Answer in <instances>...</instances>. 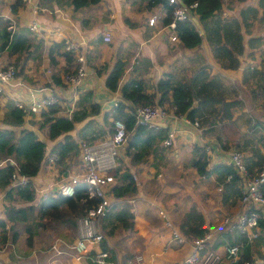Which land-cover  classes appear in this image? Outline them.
Listing matches in <instances>:
<instances>
[{
    "label": "crops",
    "instance_id": "crops-1",
    "mask_svg": "<svg viewBox=\"0 0 264 264\" xmlns=\"http://www.w3.org/2000/svg\"><path fill=\"white\" fill-rule=\"evenodd\" d=\"M40 1L36 0L33 4L26 5L18 14L14 15L11 7L15 0H0V18L10 20L14 31L23 26L30 28L32 23H37L39 30L34 35L41 39L45 46L42 59L29 60L25 65L24 75L18 76L15 83L7 87L5 92L0 95L3 119L9 102L29 106L51 91H55L60 95V104L71 105L74 109L75 103L83 92H93L94 102L101 107V115L97 119L105 123L108 129H111L110 125L113 120L112 118L104 119V113L110 112L116 102L123 101L121 89L132 78L136 67L140 70L138 78L146 83L147 92L153 94L159 81L167 73L172 72V66L177 60L181 57L192 56L199 51V49L189 50L180 41L171 42V32H168L165 26L160 23L164 11L161 5L144 10L145 2L134 6L133 0H102L100 5L95 8L76 11L73 6L68 4V0H44L42 5ZM258 2L259 0H246L245 2L244 0H225L223 16H238L243 7L248 4L257 7ZM38 4L40 9L36 12ZM262 13L263 11L260 12V15ZM153 15L159 16L156 27L149 25V19ZM125 18H129L137 26L130 28L125 24ZM198 21L197 18L193 20L203 35L204 31L200 21V25H197ZM105 35H110V42L104 41ZM259 35L264 36V32L257 31L255 36ZM64 41L74 43L78 50L87 57L89 77L85 86L78 92L65 84L63 80L64 87L52 83L53 72L62 70L66 63L61 60L58 67H51L49 48L55 43ZM247 41L248 38H246L247 52L240 57V68L236 71H224L226 88L216 98L213 112L202 117L199 129L193 126L185 116L180 119L168 118L156 123L157 128L168 130L169 133L173 132L176 136L174 146L172 149L170 148L172 153L166 151V161L159 170L160 172L166 171L169 176L166 174L164 176L151 168L154 164L153 156L148 159V164H141L138 168H133L127 155V146L120 150L123 163L131 167L139 190L137 196L128 199L135 209L133 229L127 231L119 229L116 236L110 238L105 235L101 221L104 241L115 253V264H132L138 255H142L144 258L142 264H181L184 262L193 253V240L189 241L179 226L180 211L184 210L187 198L194 201L198 211L203 214L207 230L217 225L222 217L230 215L237 217L248 210L247 206L242 205L240 199L237 201L232 199L225 204L223 195H221L224 190L218 191L221 186H217L216 175H212L210 178L200 177L197 170L191 166L194 160L193 148L196 146L206 148L208 151L210 170L221 164L229 166V155L234 151L241 152L244 160L253 157L256 151L264 156V129L261 126L254 127L253 123L248 120L249 117L252 118L250 106L243 100V94H245L251 103L254 102L250 92L253 89L257 92L259 84L254 79L249 82V88H246L244 76L249 67L264 70V48L248 53ZM201 49L208 57L214 72L218 73L220 66L215 62L206 41ZM16 58V55L10 56L8 51L0 53V69L14 64ZM119 58L128 60L129 69L120 82V89L113 92L106 87V80ZM144 59H149V63L144 62ZM21 67L22 65L19 70ZM136 75L137 73H135ZM242 89L245 91L242 92ZM233 101L243 102L244 109L241 110L239 102L238 107L227 111L224 105ZM260 104H264V101H261ZM69 108L70 106L68 109L64 106L65 112L62 115L70 116L69 111H73V109ZM41 119V114L26 115L24 128L35 131L40 140L47 144L49 152L63 140V137L56 141H50L47 131L39 129ZM85 123L77 124L75 131L70 135L77 137L78 130ZM111 134L106 140L110 138ZM68 164L71 170L69 176L63 179L62 184L55 180L57 172L53 171L54 167L43 165L39 175L33 179L37 188V198L32 203L34 207H37L48 194L60 192L61 186L66 184L72 175L85 171L81 160L78 166L72 162H68ZM168 164L172 167V172L166 168L169 167ZM156 174L158 177L157 180H154ZM163 194H167L168 204H172V207L166 206ZM0 198H4V195H1ZM110 198L112 205L117 202L112 195V189ZM28 205L18 204L17 207ZM174 205H178L180 209L175 210ZM161 211L171 221L170 227L166 225L165 219L160 215ZM51 216L47 215L39 219L42 227L39 228V234L35 236L30 248L25 242V236H21L17 244L12 245L9 252L3 254L4 264H89L90 259L77 261L69 250L62 256H56L55 252L51 251L52 245L57 240L73 245L78 239V229L74 232L65 225L57 226L56 223L53 224L52 221L47 220V217ZM4 218L6 217L4 199H2L0 221ZM227 231L235 230L223 231L216 242V244L221 242V246L213 249L214 241H212L208 251L203 252V254L209 251L214 253L217 257L214 264H237L242 256H249L254 260L264 258V247L253 246L255 239L248 245L239 246V259L229 258L227 249L230 247V237L226 235ZM174 233L179 235L181 233L184 242L179 243L175 240ZM260 235L259 228L258 236ZM9 242L12 243V239ZM13 250L14 257L11 253Z\"/></svg>",
    "mask_w": 264,
    "mask_h": 264
},
{
    "label": "trees",
    "instance_id": "trees-1",
    "mask_svg": "<svg viewBox=\"0 0 264 264\" xmlns=\"http://www.w3.org/2000/svg\"><path fill=\"white\" fill-rule=\"evenodd\" d=\"M101 1L68 0V4L78 11L95 8L100 5ZM179 1L186 6L198 4L192 16L200 21L204 34L201 35L191 20L177 23L175 33L180 42L189 50L199 49V51L192 56L181 57L177 60L172 66V72L167 73L159 81L155 93L147 92L148 87L143 80L138 78L140 70L136 67L132 78L121 89L123 101L110 112L104 113V119L112 118L113 120L111 129L97 119L101 115V107L94 102L93 92H83L75 103L74 109L70 105L69 109H73L70 116L62 115L65 112L62 104L54 105L41 114L39 129L47 131L48 139L56 141L63 137V140L54 146L52 152L59 155L58 164L64 166L65 177L69 176L71 170L68 162L79 155V141L92 145L106 140L113 132L112 125L115 121H122L126 125L129 140L127 155L130 158V165L138 168L141 164H148V159L153 156L154 164L151 168L156 172L159 171L166 161L167 149L162 146V143L167 139L169 131L138 125L133 112L138 107L157 104L166 107L169 112H173L178 117L185 116L192 123L198 120L201 125L202 117L213 112L216 98L226 88L224 71H236L240 68V57L247 52L246 38H248V53L264 48V36H255L257 31L264 32V0H259L257 7L251 4L246 5L238 16L232 17L223 16L225 0ZM43 2L44 0H41L40 4L42 5ZM144 2L146 3L144 10H149L152 6H163L164 11L160 23L164 26L170 25L173 15L167 0H133L132 4L135 6V4ZM26 5L24 0H15L11 7L12 13L18 14ZM261 11H263L262 15H260ZM124 22L130 28L137 26L129 18H125ZM11 26L10 20L0 18V53L8 51L10 56H17L12 65L17 69L22 65L17 72V77H21L24 75L25 65L29 60L42 59L45 46L44 42L38 39L29 27L23 26L15 31L8 30ZM204 41L208 43L215 62L220 66L218 73L214 72L208 57L201 49ZM49 59L51 67H58L61 60L65 61L66 66L52 74V83L64 87L62 74L75 72L78 68L76 53L67 51L66 41H64L55 43L49 48ZM144 62L149 63V59H144ZM128 69V60L119 58L106 80V87L110 91H118L120 82ZM135 73H137L136 76ZM263 76V69L249 67L244 76L246 88H249V82L255 79L259 84L257 92H264ZM257 92L253 89L250 94L255 98ZM239 102L241 110L244 109L243 102ZM239 102L233 101L225 104V109L231 111L233 107L239 106ZM25 117L26 114L15 103L7 104L4 119L0 108V160L1 157L13 158L18 164L0 168V189L5 191L3 199L6 217L5 220L0 221V247L10 239L16 245L18 239L25 236V242L30 248L35 236L39 234V228L42 227L39 219L47 215H52L58 225H65L76 232L78 221L88 214L92 204L95 203V201L83 203L87 190L85 186L79 185L74 197L64 196L60 192L50 193L41 200L37 207L32 205L37 198V188L33 179L39 175L45 165L48 147L35 131L24 128ZM83 122L86 123L78 130L77 137L70 135L75 131L76 125ZM193 153L194 160L191 166L197 170L200 177L210 178L216 175L217 186L223 187L224 190L221 195H223L225 204L232 199L237 201L242 198L244 180L232 166L221 164L210 170L206 148L196 146L193 148ZM244 162L248 177L251 178L264 167V156L256 151L253 157ZM16 171L20 176L28 179L25 185L11 186L12 177ZM160 173L165 176L162 171ZM111 175L116 180L112 195L117 202L113 203L110 211L102 219L103 231L110 238L116 236L119 229L127 231L134 228L135 209L128 199L137 196L139 190L131 167L123 162L117 169L111 171ZM157 177L156 174L154 180H157ZM230 177L231 179L228 180ZM185 203L184 210L180 211L179 226L182 233L189 241L205 237L209 230L205 227L203 214L198 211L196 203L191 199L187 198ZM17 204L29 205L17 207ZM174 206L175 210L180 209L178 205ZM9 223L12 228L7 230L6 226ZM259 227L261 235L253 241L254 247H264L263 220L260 221ZM225 233L230 237V247L245 246L250 242L249 236L238 230ZM218 237L219 235L214 239L213 249L221 246V242L216 244ZM101 248L104 251H110L115 260V253L106 241H103ZM11 253L14 257V250ZM250 260H252L251 257L242 256L237 264ZM88 262L94 264L92 261Z\"/></svg>",
    "mask_w": 264,
    "mask_h": 264
},
{
    "label": "built area",
    "instance_id": "built-area-1",
    "mask_svg": "<svg viewBox=\"0 0 264 264\" xmlns=\"http://www.w3.org/2000/svg\"><path fill=\"white\" fill-rule=\"evenodd\" d=\"M26 4H33L36 0H24ZM169 8L171 9L173 20L170 25L165 26V29L171 32L170 40L177 43L178 39L175 29L178 22L186 20H194L192 13L198 7L195 3L190 6L183 5L179 0H167ZM39 4L35 11H39ZM159 16L153 15L149 19V25L156 27L158 24ZM32 32L36 33L39 30L37 23H32L30 26ZM8 30L14 31L11 26ZM110 35L104 36L105 42H110ZM66 50L76 53L78 68L75 72L63 76L65 84L70 86L74 91L78 92L83 88L88 80L89 72L87 69V57L81 53L77 46L70 41L66 42ZM18 69L14 65H8L0 69V95L5 92L7 87L13 85L17 79ZM60 95L55 91H51L48 95L35 101L29 106L17 104L26 115L42 114L48 108L60 104ZM119 102H116L117 107ZM72 111H69L71 114ZM133 115L136 118L138 125H147L149 127H156V123L168 118H179L173 112H169L164 106L149 105L138 107ZM193 126L199 129V121L192 123ZM113 132L110 138L106 141H101L96 144H88L84 141H79V159L85 166V171L72 175L66 184L61 186L60 193L67 197H74L76 195V188L79 185L85 186L87 192L83 203L88 201H95L88 211V214L78 221V239L73 245H68L61 240H57L51 247V251L55 252L56 256H62L66 252L71 251L77 261L84 259L91 260L95 264H115L114 258L110 251H104L101 245L105 239L101 230V221L110 211L111 203V189L115 185L116 180L111 171L117 169L123 161L120 156V150L128 148L129 140L127 128L124 122L115 121ZM176 139L175 133H169L167 139L162 143L166 149L174 146ZM229 166H232L238 175L244 180L242 190L241 203L248 207L247 211L242 212L237 217L225 216L222 217L218 224L209 229L208 233L203 238L193 240V253L181 264H214L217 257L211 251H208L212 241L217 235L222 234L226 230H238L243 234L249 236L250 241L258 237L259 223L264 221V167L253 177H248V172L244 162V156L241 152L234 151L229 155ZM59 155L55 152L49 151L46 156L45 165L52 166L59 161ZM136 179V178H135ZM231 177L228 179L230 180ZM28 182L27 178L19 175L16 171L12 177V187L18 185H25ZM219 192L223 191V187L218 189ZM45 198V197H44ZM43 198V199H44ZM3 198H0V202ZM160 215L165 219L166 225L171 226V221L167 218L164 212ZM5 220V218L3 219ZM12 226L7 224L6 229L10 230ZM174 239L179 243L184 242L183 235L174 233ZM14 245L7 241L0 247V264L3 262V254L9 252L10 248ZM229 258L239 259L240 247H228ZM144 258L142 255L136 256L132 264H142ZM243 264H264L263 259H252L245 261Z\"/></svg>",
    "mask_w": 264,
    "mask_h": 264
},
{
    "label": "rangeland",
    "instance_id": "rangeland-1",
    "mask_svg": "<svg viewBox=\"0 0 264 264\" xmlns=\"http://www.w3.org/2000/svg\"><path fill=\"white\" fill-rule=\"evenodd\" d=\"M197 25L198 26L200 25L199 24V21H198ZM20 66H18V70H19ZM62 75L64 76L65 74H62ZM244 91L245 90L242 89V92H244ZM243 100H245L246 103H247V105L250 106V113L252 115V118L249 117L248 120H250L253 123L252 125L254 127L261 126V127H263L262 129H264V104H262V105L260 104L261 101H264V92L263 91H259L258 92V95L254 98V102H252V103L249 101V99L246 97L245 94H243ZM62 105H63V107L66 106L67 109L70 106V105H67L65 103H63ZM263 133H264V131H263ZM171 149H167L169 153H172L171 152ZM11 161H12V163H11ZM71 162L72 163H75L76 166H78L79 163H80L79 155L73 157V159L71 160ZM10 164H12V165H18L17 162L15 161V159H13V158L1 157V160H0V168L6 167L7 165H10ZM168 166L169 167H167V168L172 172V170H171L172 167L170 166V164H168ZM48 167H54V170L53 171H56L57 172V175L55 176V180L57 182H59L60 184H62L63 183V179L66 178L65 175H64V172H66L64 166L63 165H59L58 163H56V164H54L52 166H48ZM157 172L160 173V171H157ZM163 173L166 174L167 172L166 171H163ZM4 194H5V191L3 189H0V196L1 195H4ZM163 196H164L163 201L166 204V206L167 207H170V206L172 207V204L171 205L168 204L167 194H163ZM52 217L53 216L47 217V220H50V221L53 222V224H55L56 221ZM56 225L57 226H61V225H58L57 223H56Z\"/></svg>",
    "mask_w": 264,
    "mask_h": 264
},
{
    "label": "water",
    "instance_id": "water-1",
    "mask_svg": "<svg viewBox=\"0 0 264 264\" xmlns=\"http://www.w3.org/2000/svg\"><path fill=\"white\" fill-rule=\"evenodd\" d=\"M183 4V3H182ZM184 5V4H183ZM158 126H160L161 127V125H158Z\"/></svg>",
    "mask_w": 264,
    "mask_h": 264
}]
</instances>
